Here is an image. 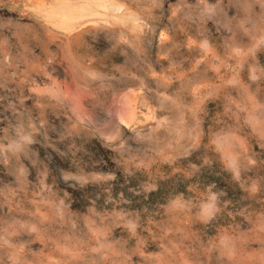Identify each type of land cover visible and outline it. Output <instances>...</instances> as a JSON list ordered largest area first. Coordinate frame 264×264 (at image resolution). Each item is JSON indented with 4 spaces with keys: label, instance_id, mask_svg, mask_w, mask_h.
<instances>
[{
    "label": "rangeland",
    "instance_id": "1",
    "mask_svg": "<svg viewBox=\"0 0 264 264\" xmlns=\"http://www.w3.org/2000/svg\"><path fill=\"white\" fill-rule=\"evenodd\" d=\"M0 264H264V0H0Z\"/></svg>",
    "mask_w": 264,
    "mask_h": 264
}]
</instances>
